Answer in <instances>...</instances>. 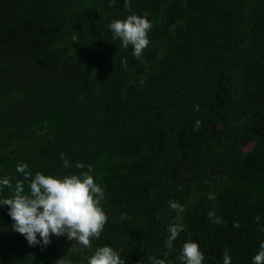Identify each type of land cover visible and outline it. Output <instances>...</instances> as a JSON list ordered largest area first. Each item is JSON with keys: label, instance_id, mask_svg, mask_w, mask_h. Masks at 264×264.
I'll list each match as a JSON object with an SVG mask.
<instances>
[{"label": "trees", "instance_id": "16d2710c", "mask_svg": "<svg viewBox=\"0 0 264 264\" xmlns=\"http://www.w3.org/2000/svg\"><path fill=\"white\" fill-rule=\"evenodd\" d=\"M1 2L0 176L11 184L0 195L21 161L58 175L91 165L106 220L87 247L0 234V264H87L103 244L124 264H183L185 240L203 264H223L225 251L253 264L264 240V0ZM133 12L151 21L140 57L108 28ZM169 224L183 225L171 247Z\"/></svg>", "mask_w": 264, "mask_h": 264}, {"label": "clouds", "instance_id": "9594fccd", "mask_svg": "<svg viewBox=\"0 0 264 264\" xmlns=\"http://www.w3.org/2000/svg\"><path fill=\"white\" fill-rule=\"evenodd\" d=\"M113 0H109L112 3ZM108 28L113 39L120 40V46H132V53L140 57L149 44L148 32L151 21L143 15L127 14L122 18L109 21ZM67 165V159L64 160ZM81 168L77 162L75 165ZM26 162H18L15 171L22 173V178L15 180L11 187V195H0V207L7 206L6 211L12 220L13 230L21 233L29 245H47L50 233L64 235L66 239L75 241L78 245L87 247L90 237H96L106 220V213L100 201L104 190L94 180L91 165L88 170L79 173L55 174L41 171H29ZM7 175L0 176V188L10 186ZM27 185V191H25ZM173 209H182L175 201H169ZM211 215V213H209ZM181 224H169L165 244L169 247L177 236ZM179 260L183 264H203V253L194 240H185L180 248ZM253 264L264 262V240L251 257ZM231 257L225 251L223 264H230ZM57 264H71L66 257L57 259ZM87 264H124L122 257L110 245L96 246L87 256ZM150 264H166L159 257H150Z\"/></svg>", "mask_w": 264, "mask_h": 264}, {"label": "water", "instance_id": "95a60500", "mask_svg": "<svg viewBox=\"0 0 264 264\" xmlns=\"http://www.w3.org/2000/svg\"><path fill=\"white\" fill-rule=\"evenodd\" d=\"M12 222L9 223L8 225H1L0 224V234H12L13 232H17L15 230H13L12 228ZM51 237L53 239V241L60 247V248H64L65 247V242L62 241V239L60 238V236H57L55 234H51Z\"/></svg>", "mask_w": 264, "mask_h": 264}, {"label": "flooded vegetation", "instance_id": "af4514ba", "mask_svg": "<svg viewBox=\"0 0 264 264\" xmlns=\"http://www.w3.org/2000/svg\"><path fill=\"white\" fill-rule=\"evenodd\" d=\"M0 5H1V8H2V2L0 3ZM6 98V95H4V96H0V100H3V99H5ZM12 222V221H11ZM11 222H9V223H11ZM2 225V224H1ZM3 226H5V225H3ZM60 236V238L62 239V241L63 242H65V247L63 248V249H70V248H72L74 245H75V241H73V240H67V239H65L63 236L64 235H59ZM50 242H54L53 241V239H52V237H51V235H50ZM49 242V243H50ZM60 248V247H59ZM62 249V248H61Z\"/></svg>", "mask_w": 264, "mask_h": 264}, {"label": "rangeland", "instance_id": "374dc122", "mask_svg": "<svg viewBox=\"0 0 264 264\" xmlns=\"http://www.w3.org/2000/svg\"><path fill=\"white\" fill-rule=\"evenodd\" d=\"M65 239H66V237L65 236H63ZM68 240V239H67ZM76 243V242H75Z\"/></svg>", "mask_w": 264, "mask_h": 264}]
</instances>
